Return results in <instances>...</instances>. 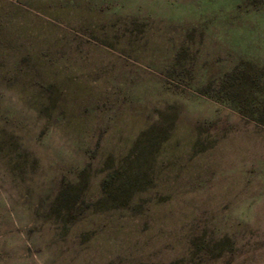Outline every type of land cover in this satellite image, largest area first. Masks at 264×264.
<instances>
[{
	"label": "rangeland",
	"instance_id": "1",
	"mask_svg": "<svg viewBox=\"0 0 264 264\" xmlns=\"http://www.w3.org/2000/svg\"><path fill=\"white\" fill-rule=\"evenodd\" d=\"M0 264H264V0H0Z\"/></svg>",
	"mask_w": 264,
	"mask_h": 264
},
{
	"label": "trees",
	"instance_id": "2",
	"mask_svg": "<svg viewBox=\"0 0 264 264\" xmlns=\"http://www.w3.org/2000/svg\"><path fill=\"white\" fill-rule=\"evenodd\" d=\"M128 170L125 167L123 169L118 168L115 172L107 174L103 178L101 188L107 192V195L109 193L108 197H111V199L120 200L121 196H127V193L132 189L135 179Z\"/></svg>",
	"mask_w": 264,
	"mask_h": 264
}]
</instances>
